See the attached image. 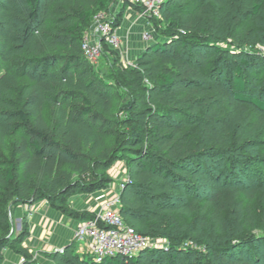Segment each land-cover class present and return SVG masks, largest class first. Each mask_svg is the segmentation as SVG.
Instances as JSON below:
<instances>
[{
  "label": "trees",
  "instance_id": "16d2710c",
  "mask_svg": "<svg viewBox=\"0 0 264 264\" xmlns=\"http://www.w3.org/2000/svg\"><path fill=\"white\" fill-rule=\"evenodd\" d=\"M114 2L0 0V144L10 154L0 162V188L17 202L47 200L73 217L70 193L107 189L109 170L123 162L124 222L168 245L100 263L71 247L44 257L55 264H260L264 235L242 233L255 219L240 188L263 181L264 157L243 152L250 138L235 139L227 119L253 114L264 137V98L245 72L256 56L231 43L248 37V17L264 12V0H166L151 23L157 38L127 73L132 101L124 117L116 113L114 83L95 74L81 48L95 16ZM223 76L226 117L204 106L209 79ZM229 194L237 239L226 244ZM0 217V264L7 246L24 256L22 264H40L22 254L29 230L15 237L8 215ZM187 241L205 252L180 249Z\"/></svg>",
  "mask_w": 264,
  "mask_h": 264
},
{
  "label": "rangeland",
  "instance_id": "374dc122",
  "mask_svg": "<svg viewBox=\"0 0 264 264\" xmlns=\"http://www.w3.org/2000/svg\"><path fill=\"white\" fill-rule=\"evenodd\" d=\"M128 4L124 3L122 4V9H125ZM112 6L109 7V9L106 12L112 11ZM116 12H113V15H116V21L121 25L122 19H118V14H115ZM139 13V10H138ZM145 22L148 23L146 20ZM119 25V26H120ZM247 33L248 37L236 39L235 41H232L231 43L234 44L235 48L241 49L243 52L252 53L256 56V60L252 64L251 67L245 69V72L248 77V81L252 85L253 88H255L256 94H262L264 98V12H262L260 15L256 17H248V23H247ZM154 36L157 38L156 31H154ZM141 43H145L143 41L142 35L140 39ZM221 48H224L223 43H217ZM225 58H232L230 54H224ZM138 57V56H137ZM137 57H132L131 60H125L124 56L122 55V51H114L107 49L104 53V55L94 61L89 62L90 65L93 68V71L95 74H97L99 77L114 83V92H115V102H116V113H119L120 117L125 116V108L129 106V104L132 101V97L130 94V87L129 84L132 83V81L128 78V72L131 71L135 66V61ZM242 58V57H241ZM238 62L240 58L237 59ZM209 92L208 97L205 101V109L208 113L212 114L215 112L216 109L222 108L223 113L222 115L226 117L227 112V100H226V94H227V88L228 85L224 81V76L220 77V79H209ZM208 82V81H207ZM146 85L149 86V83ZM121 111V113H120ZM252 116L249 117L247 120H232L231 118L227 119V122L230 124V131L235 135V139L242 138L244 140H248L250 138V142L246 149L243 150V152H249L247 154L251 155L256 153V155H260L264 157V137L260 133V128L258 127L255 117ZM208 123L204 122L202 123V126H206ZM9 147L3 146L0 144V162L4 160V158H9ZM264 160V159H262ZM117 163V162H116ZM121 166V165H120ZM261 170L264 171V167ZM126 170H122L121 167H117L114 170V173L109 172V177L111 179V184L116 183L119 184V188L121 184L125 181V173ZM264 177V176H263ZM125 178V179H124ZM75 180V179H74ZM245 187L240 188L243 190V193H241L240 198L244 201V203L250 202L251 208L253 211V217L255 219V223L250 226H245L242 228L243 234H249L254 235L255 237L263 236V228L264 225L261 222L262 219V211L264 208V178L263 181H256L254 185H249L248 183H244ZM259 184H261V188L257 189L259 187ZM224 188V187H223ZM228 188V187H226ZM256 188V193L254 196L249 197L251 190ZM82 194L80 190H73L70 195L68 196L69 200L76 197L77 195ZM8 198H12L10 201ZM226 203L228 206V209L222 213V219L224 222L227 223V234L225 235V240L227 243L229 242H235L237 238L233 237L234 234V214H233V208H234V199L231 194L226 196ZM26 204L17 202L15 198L11 197L9 193V188H0V216L2 215H8L9 220L12 222L14 233L13 235L16 237L20 233L18 230V224L17 221V214L21 207H24ZM92 216L84 218L83 220H88ZM1 218V217H0ZM82 220V221H83ZM6 223L5 221H0V225L4 226ZM12 234V233H11ZM10 234V235H11ZM153 242H156L153 240ZM162 245H168L166 239H158V241ZM13 244H16V242H13ZM22 248V254L27 253L28 255H32L31 251L27 246L22 242L21 244ZM185 246H190L194 250L205 252V249L203 247H200L194 242L187 241L184 242L179 248L182 249ZM12 251L16 253V251L9 246L5 247L3 249V252L6 251ZM17 254V253H16ZM87 253H77V255L82 258H90ZM21 257L24 256L20 255ZM258 259L260 260V264H264V253L262 252ZM24 262V261H23ZM217 264V263H214Z\"/></svg>",
  "mask_w": 264,
  "mask_h": 264
},
{
  "label": "crops",
  "instance_id": "0c3cea01",
  "mask_svg": "<svg viewBox=\"0 0 264 264\" xmlns=\"http://www.w3.org/2000/svg\"><path fill=\"white\" fill-rule=\"evenodd\" d=\"M113 12L120 14L122 12L121 25L117 27V33L122 40V55L125 60H131L132 57L139 56L150 43H141V35L144 33L154 34L151 23L145 22L139 16L138 8L127 5L122 9V4L111 5ZM156 39V38H155ZM154 39V40H155ZM126 170L123 162H117L109 170L114 173L117 167ZM124 178V179H125ZM120 193L119 184L112 183L107 189L93 193L79 194L69 200V209L77 215L70 217L63 212L51 207L47 200L40 201L36 204H26L21 207L16 218L19 222L18 230L27 228L29 236L25 239L24 244L30 249L33 257L40 264H55L52 260L43 256V253H60L59 250H65L71 247L76 253H87L88 242L75 238V231L81 222L85 221L80 216H88L97 213L107 199ZM83 220V221H82ZM89 252V251H88ZM23 257L12 252H4V261L2 264H22Z\"/></svg>",
  "mask_w": 264,
  "mask_h": 264
},
{
  "label": "built area",
  "instance_id": "2783aa9c",
  "mask_svg": "<svg viewBox=\"0 0 264 264\" xmlns=\"http://www.w3.org/2000/svg\"><path fill=\"white\" fill-rule=\"evenodd\" d=\"M165 1L115 0V3H126L137 7L139 16L152 23L153 19L161 17V10ZM115 21L116 15H113V10L100 12L95 16L90 28L84 33L81 48L89 62L100 59L106 48L114 51L121 50L122 40L114 26ZM142 38L144 42L152 43L155 36L152 33H144ZM123 187L122 183L120 193ZM120 193L107 199L102 208L94 214V217L81 222L75 231L76 239L88 242L86 243L88 255L97 263L107 258L132 257L142 250L166 247V245L157 242L158 239H153L156 241L153 242L152 238L137 233L134 228L124 222L120 214ZM59 252L63 253L64 250H59Z\"/></svg>",
  "mask_w": 264,
  "mask_h": 264
}]
</instances>
